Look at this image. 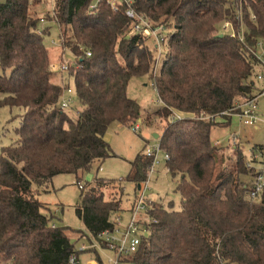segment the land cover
<instances>
[{
  "label": "trees",
  "instance_id": "16d2710c",
  "mask_svg": "<svg viewBox=\"0 0 264 264\" xmlns=\"http://www.w3.org/2000/svg\"><path fill=\"white\" fill-rule=\"evenodd\" d=\"M130 1L89 9L93 0H54L52 15L41 18L33 0H0V107L22 111L16 141L0 151V264H70L77 256L69 228L54 224L50 208L37 198V188L59 175H73L77 184L83 179L89 188H80L74 209L86 232L98 239L112 231L121 199L105 201L102 188L115 181L96 178L91 186L85 180L94 165L99 171L116 157L104 136L113 123L129 128L165 120L157 139L180 203L150 207L149 234L125 262L264 264V189L258 199L249 198L241 179L248 175L246 155L238 146L222 155L211 140L212 129L227 127L232 117L171 120L174 111L216 116L253 96L260 68L251 51L264 45V0ZM128 7L167 31L155 76L153 50L131 33ZM41 19L55 22L74 58L68 77L75 118L56 107L64 86L50 71L43 42L49 31ZM226 22L234 37L220 31ZM134 78L153 82L159 108L145 111L127 96ZM151 165L140 152L120 181L139 187Z\"/></svg>",
  "mask_w": 264,
  "mask_h": 264
},
{
  "label": "rangeland",
  "instance_id": "374dc122",
  "mask_svg": "<svg viewBox=\"0 0 264 264\" xmlns=\"http://www.w3.org/2000/svg\"><path fill=\"white\" fill-rule=\"evenodd\" d=\"M4 1V0H1ZM54 0H33L38 4L35 6L34 11L38 16L43 18L47 14L52 15ZM114 2V0H111ZM97 2L93 0L92 3ZM118 3V2H117ZM118 6V5H117ZM152 26H164L160 24H153ZM44 26L48 28L49 34L43 37L45 47L51 53V63H58L65 59L72 61L74 58L69 50L63 48V44L60 48L52 47V41H57L59 38V28L55 22H48L44 19ZM229 23V22H226ZM220 26V31L224 34H234L232 25L229 29L225 30ZM165 29V28H164ZM167 31L164 30L163 34L166 36ZM242 38V36H240ZM146 44L151 47V41L146 40ZM260 54L264 55V46L259 48ZM58 56L60 58H58ZM161 63V61L159 62ZM160 66V65H159ZM158 66V67H159ZM1 74V70H0ZM71 85V79L69 77L64 78ZM151 81L148 78L131 79L127 86V96L135 100L142 109L145 111H153L161 106L158 100L156 91L151 86ZM253 96H257L264 88V82L253 81ZM3 96L0 94V100ZM74 105L69 111L70 115L75 118V112L77 107V101L74 98L72 100ZM258 112L260 121L254 126H243L240 124L237 117H232L231 122L227 127H215L211 132V140L217 148L221 149V154L232 155L231 151L234 146H238L246 156L250 155V152L257 150L258 146L264 147V97L258 99ZM22 111L18 108L0 107V151L4 147L12 145L16 141L15 129L19 126L20 115ZM222 114V113H221ZM219 114V115H221ZM164 121L152 123L150 126L139 125V129L135 132L133 127H125L118 123H113L108 128L105 134V140L110 146L111 151L116 157L107 158L101 165L97 174L91 178V186L96 178H102L105 180H114L102 188L104 194V200L110 201L113 198L121 199L120 211L113 214L112 220L115 224L120 223L121 226L125 225L128 219L131 217L132 208L135 202V198L139 192H143L146 203L150 207L162 204L167 206L168 201L173 202L174 207L178 208L180 203V197L175 192L176 179H172L166 168L164 153L159 151L158 161L159 163L154 166L153 172L148 173L145 182L141 183L139 187H136L130 182H121L129 172V162L135 159V157L143 152L148 145L149 147H157L159 145L158 139L154 136L161 135V129L165 125ZM158 138V137H157ZM217 140V141H216ZM97 169V166H93V171ZM92 172V171H91ZM94 175L93 173H91ZM244 182H249V174L241 178ZM50 192L38 197L39 201L46 202L53 215V223L60 227H67V235L71 239V243L74 245L75 251H77L78 264H91L92 261L98 264H111V261L115 258V253L107 248V245L101 240L92 238L85 230L83 223L75 215V206L80 199V187H83V193L88 191V187L85 186V182L82 179L80 184H77L73 175L65 174L59 175L53 179L51 183ZM124 187L122 196L119 195V187ZM47 206V205H46ZM55 211V212H54ZM139 221L141 229L148 231L149 224L152 223L147 214L140 215ZM119 220V221H118ZM118 222V223H117ZM117 233H114L116 235ZM83 248V250H80ZM130 256H122L119 264H130L127 258ZM98 258V259H97Z\"/></svg>",
  "mask_w": 264,
  "mask_h": 264
},
{
  "label": "built area",
  "instance_id": "2783aa9c",
  "mask_svg": "<svg viewBox=\"0 0 264 264\" xmlns=\"http://www.w3.org/2000/svg\"><path fill=\"white\" fill-rule=\"evenodd\" d=\"M106 2L113 9H116L121 4L130 5V0H97V2L90 5L89 9H94L98 3ZM118 2V3H117ZM118 5V6H117ZM125 16L130 21V29L132 34L139 35L145 40L151 41V49L153 50L155 57V65L153 69V76L156 75L158 71L159 62L161 61L164 52H165V35L163 34L164 28L157 26L154 27L151 25L149 20L142 16L138 15L131 7H128L125 11ZM252 19H255L252 16ZM44 20H40L42 25ZM231 27L229 23L224 25V29L227 30ZM234 37V34H231ZM242 40V38H240ZM52 47L60 48L63 44V40L59 37L57 41H52ZM262 42H258L255 48L251 51L254 58L259 63L260 71L255 75V82H264V55L260 54L259 48L263 47ZM87 56H90L87 53ZM74 59L72 61L66 60L65 57L58 63L50 65V71L53 74L61 75L63 82V90L59 97L56 107L62 111H67L71 109L74 105L72 101L75 98V93L72 85L68 81H65V76L68 77V72L70 66L74 65ZM70 79V78H69ZM152 88L155 90L153 82L151 83ZM264 97V88L257 96H252L249 98H242L235 101L234 108L231 111L224 112L221 115H209L205 112H201L198 116L190 114H182L176 111L172 112L171 120H182L184 118L198 119L202 121H212L215 122L221 116H230L237 117L240 124L243 126H254L260 121L259 112H258V99ZM139 129V125L134 126V131L136 132ZM215 145L218 142L214 143ZM160 151L159 145L157 147L146 146L143 154L145 157L152 160V165L148 173H152L154 166L159 163L158 154ZM246 169L249 174V182L246 183V190L248 192L249 198L258 199L264 189V151L252 150L249 156H246ZM165 161L168 160V156L164 154ZM81 188V187H80ZM147 189L144 188L143 192H139L138 196L135 198V202L132 208V215L128 219L127 223L123 226L120 223L115 224V227L112 231L103 232L99 236V240L104 242L107 245V248L115 253L114 260L111 261V264H119L121 262L122 256H131L137 252L139 249L142 240L146 238L149 232L141 229L139 216L147 214L149 207L146 203L144 197V191ZM149 217V215H148ZM150 218V217H149ZM119 221V220H118ZM151 222H154L151 220ZM149 229V228H148ZM114 233H117L114 235ZM80 250H83L81 248ZM70 264H78V258L76 255H72L69 260Z\"/></svg>",
  "mask_w": 264,
  "mask_h": 264
},
{
  "label": "crops",
  "instance_id": "0c3cea01",
  "mask_svg": "<svg viewBox=\"0 0 264 264\" xmlns=\"http://www.w3.org/2000/svg\"><path fill=\"white\" fill-rule=\"evenodd\" d=\"M44 24H45V23L42 24L43 27H45ZM104 139H105V136H104ZM105 141H106V140H105ZM216 141H217V140H216ZM106 142H107V141H106ZM100 167H101V166H100ZM94 172H95V174H97V170H96V169H95V171L92 170L91 173L94 174ZM91 173H90V175H91V178H92L93 176H95V174L92 175ZM56 177H57V176H56ZM54 178H55V177H54ZM54 178H53V179H54ZM52 183H53V180H52ZM50 187H52V185H49V186H47V187L45 186V188H37V191H38L37 198H38L39 196L43 195V194L49 193V192H50ZM40 202L43 203L44 205H47V206L51 205V204H48V203H46V202H42V201H40ZM54 212H55V211H54ZM68 237H69V236H68ZM69 239H70V238H69ZM70 241H71V239H70ZM91 264H98V263L95 262V261H92Z\"/></svg>",
  "mask_w": 264,
  "mask_h": 264
},
{
  "label": "water",
  "instance_id": "95a60500",
  "mask_svg": "<svg viewBox=\"0 0 264 264\" xmlns=\"http://www.w3.org/2000/svg\"><path fill=\"white\" fill-rule=\"evenodd\" d=\"M157 137H158L157 135L154 136L155 139H157ZM85 180L89 182L91 180V175L90 174L86 175Z\"/></svg>",
  "mask_w": 264,
  "mask_h": 264
}]
</instances>
